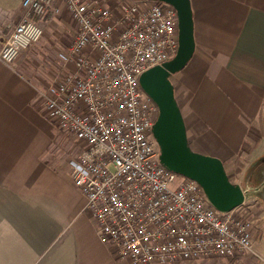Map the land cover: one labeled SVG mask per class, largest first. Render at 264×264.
I'll return each instance as SVG.
<instances>
[{"label": "crops", "instance_id": "crops-1", "mask_svg": "<svg viewBox=\"0 0 264 264\" xmlns=\"http://www.w3.org/2000/svg\"><path fill=\"white\" fill-rule=\"evenodd\" d=\"M189 1L195 50L171 76L175 99L191 150L220 159L243 189L258 226L251 261L264 264V0ZM22 3L0 0V40ZM52 9L38 43L0 59V264H132L101 243L70 178L83 144L45 114L43 93L74 68L59 54L76 24L63 4Z\"/></svg>", "mask_w": 264, "mask_h": 264}, {"label": "built area", "instance_id": "built-area-1", "mask_svg": "<svg viewBox=\"0 0 264 264\" xmlns=\"http://www.w3.org/2000/svg\"><path fill=\"white\" fill-rule=\"evenodd\" d=\"M58 2L76 24L73 44L59 54L74 68L43 93L45 114L83 144L69 162L70 178L101 243L132 264L253 253V222L236 209L219 211L199 183L167 169L153 140L159 107L140 78L176 56V9L160 1L111 8L99 0H23L20 22L0 40L3 62L14 64L42 39Z\"/></svg>", "mask_w": 264, "mask_h": 264}, {"label": "water", "instance_id": "water-1", "mask_svg": "<svg viewBox=\"0 0 264 264\" xmlns=\"http://www.w3.org/2000/svg\"><path fill=\"white\" fill-rule=\"evenodd\" d=\"M132 1L164 2L173 6L178 14L179 48L176 56L162 66L149 69L140 78L142 89L159 107L152 134L160 149V162L170 171L199 183L216 209L233 211L244 204L245 193L240 185L230 180L220 159L191 150L171 81V76L184 68L195 50L190 1Z\"/></svg>", "mask_w": 264, "mask_h": 264}, {"label": "rangeland", "instance_id": "rangeland-1", "mask_svg": "<svg viewBox=\"0 0 264 264\" xmlns=\"http://www.w3.org/2000/svg\"><path fill=\"white\" fill-rule=\"evenodd\" d=\"M99 1H102L103 4L108 5L111 8H113V7H117L124 0H99ZM263 122H264V119H263ZM153 140L155 141L154 138H153ZM179 183H180V181H177L176 184H171L170 188L174 189V190L177 189L179 186ZM248 206L249 205L243 204L242 206L236 208V211L234 214L238 218H241L244 220H249V221L253 222V226H254L253 238L255 241L256 235L258 233V226L256 225V221L253 219V217L248 212V208H247ZM253 243H254L253 246L255 247V242H253ZM253 258H256V255H254V253H249V254H244V255H238L237 257H234L231 259H228V258L216 259V260H214V259H198V260L183 261V262H179L176 264H252L253 262L251 261V259H253Z\"/></svg>", "mask_w": 264, "mask_h": 264}]
</instances>
